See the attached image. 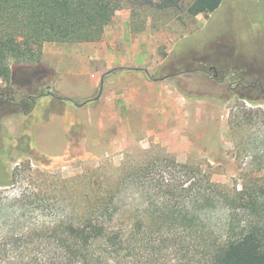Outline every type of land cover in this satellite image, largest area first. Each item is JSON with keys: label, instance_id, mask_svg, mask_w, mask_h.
<instances>
[{"label": "rangeland", "instance_id": "374dc122", "mask_svg": "<svg viewBox=\"0 0 264 264\" xmlns=\"http://www.w3.org/2000/svg\"><path fill=\"white\" fill-rule=\"evenodd\" d=\"M128 3L119 0L100 40L83 42L97 48L111 37L120 39L125 30L158 34L146 69L115 63L102 75L96 94L78 107L46 95L27 115L12 107L0 112V165L11 180L0 186V264H75L62 252L70 242L64 226L77 219L80 202L99 189V182L120 179L116 169L123 162L171 155L230 188L241 186L245 177L264 181V0H222L208 16L196 17L173 9L132 12ZM97 52L88 59L92 67L99 63L100 48ZM108 53L115 59L122 50ZM68 55L67 69L87 54ZM41 59L9 60L11 87L38 93L42 72L51 86L55 80L65 85ZM130 69L148 82L150 75L170 74L167 82L157 83L163 91L169 88L170 96L149 95L141 80L120 75ZM231 70L243 79L229 77ZM137 83L140 90H132ZM73 88L88 87L81 81ZM161 171L146 184L160 179ZM176 177L185 179L182 173ZM137 190H121L120 210H142L141 200L134 199ZM220 212H210L213 226L218 227ZM122 218L115 223L122 225ZM137 246L109 264H155Z\"/></svg>", "mask_w": 264, "mask_h": 264}, {"label": "trees", "instance_id": "16d2710c", "mask_svg": "<svg viewBox=\"0 0 264 264\" xmlns=\"http://www.w3.org/2000/svg\"><path fill=\"white\" fill-rule=\"evenodd\" d=\"M222 0H129L136 7L182 11L188 17L208 16ZM119 0H0V112L12 107L29 114L36 100L51 96L78 107L86 101L60 95L40 75L41 91L11 87L9 60L38 62L45 42H89L101 39ZM213 67V66H210ZM170 75V74H169ZM229 77L242 80L237 70ZM152 79L155 76L150 75ZM159 160L164 164H157ZM162 169L160 179L154 172ZM120 179L99 182V188L79 204V216L65 224L69 244L62 251L75 264H109L134 246L147 250L155 264H264V181L245 177L241 186L213 182L192 163L173 156L132 164L123 162ZM182 173L185 179L176 176ZM0 186L11 183L0 165ZM176 180H180L175 182ZM179 183V184H178ZM146 184V185H145ZM100 187H105L100 192ZM140 187V188H139ZM138 189L142 210H120L122 189ZM183 196V199H178ZM143 207V208H142ZM220 208L218 227L209 219ZM242 213V214H241ZM123 217L122 225L115 222ZM139 247V248H140ZM74 264V263H73Z\"/></svg>", "mask_w": 264, "mask_h": 264}, {"label": "crops", "instance_id": "0c3cea01", "mask_svg": "<svg viewBox=\"0 0 264 264\" xmlns=\"http://www.w3.org/2000/svg\"><path fill=\"white\" fill-rule=\"evenodd\" d=\"M157 38L158 34L150 31H138L134 33L130 30H125L120 36V39L111 37L107 44H96L97 48L95 45L87 44L86 42L71 44L68 46H62L54 42H46L42 47L41 60L44 65L52 69L56 75L55 79L62 80L65 84L56 85L55 80L52 83V87L56 92L64 97L74 100H90L98 91V87L102 82V75L112 70V68L116 66L115 63H118L117 66L119 67L145 68L144 66L148 61L149 56L154 55L156 43H158L160 37ZM118 41H120V43ZM65 47H68L69 49ZM99 48L101 54L96 58L98 59L96 61L99 63L92 67L89 65L88 59H91V55H97ZM118 48L122 50V53L121 55H117L114 59L113 56L109 55L108 51L117 50ZM81 52L86 53V57H83L78 63H72V66L67 69L63 62L66 54H70L68 55L69 58L75 59L76 55ZM120 75L126 79L132 78L141 80L142 84L140 85L142 87H147L151 91L148 92L149 95L156 96L160 94L161 96L163 95L162 97L168 98L171 94L169 88L168 90L163 91L161 87L157 85V83L167 82L170 78L169 74L156 77L152 82L146 81L145 76L139 74V72L137 73L136 70H125L120 73ZM81 81H85L88 88L78 92L73 86ZM132 90L139 91V83H137V86H134Z\"/></svg>", "mask_w": 264, "mask_h": 264}, {"label": "flooded vegetation", "instance_id": "af4514ba", "mask_svg": "<svg viewBox=\"0 0 264 264\" xmlns=\"http://www.w3.org/2000/svg\"><path fill=\"white\" fill-rule=\"evenodd\" d=\"M255 86H256V85H255ZM261 92H263V93H264V89H262V90H261Z\"/></svg>", "mask_w": 264, "mask_h": 264}]
</instances>
